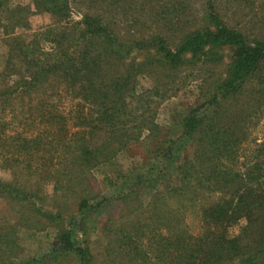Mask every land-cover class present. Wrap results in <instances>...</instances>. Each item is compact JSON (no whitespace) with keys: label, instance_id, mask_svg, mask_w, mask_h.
I'll return each instance as SVG.
<instances>
[{"label":"trees","instance_id":"1","mask_svg":"<svg viewBox=\"0 0 264 264\" xmlns=\"http://www.w3.org/2000/svg\"><path fill=\"white\" fill-rule=\"evenodd\" d=\"M35 1L36 10L66 15L67 0ZM205 23L206 27L183 35L171 50L160 37L124 44L99 16L86 15L77 31L63 28L49 40L54 44V50L45 54L51 58L49 64L35 65L34 72L27 70L28 80L21 74L22 83L0 91V105L5 104L11 110L13 98L43 84L53 87L48 80L60 78L62 92H58L60 84L55 86V93L46 86L41 91L78 99L88 110L80 111L78 105L74 116L71 111L66 118L51 113L53 106L43 98L36 104L34 121L45 125L41 132L31 138L0 134V146L12 142L18 153H25L29 159L38 153L48 154L50 166L44 163L40 167L29 164L23 167L29 175L44 171L45 179L53 183L54 192L78 195L74 203L76 211L65 224L61 211H38L32 191L22 189L16 182H0V197L26 202L33 215L50 225L57 224L53 257L73 254L78 264H264V163L246 159L242 164L244 172L236 171L237 140L229 129L215 123L221 102L239 94L248 81L264 70V39L249 42L241 32L228 27L213 0H207ZM148 48L158 61L171 67L181 65L189 55L213 61L223 48L231 49L233 55L225 79L214 85L206 105L189 109L181 118L177 150L170 140L150 150L151 156L175 161L178 182H160V188L150 194L151 200L146 205L139 201L136 189L115 198L99 199V194L90 189L89 181L94 180L91 171L113 160L139 140L144 131L148 135L158 131L150 119L149 104L129 107L127 100L134 96L135 80L145 67L129 55L134 49ZM12 56L13 52L7 58L6 70L18 75L10 68ZM22 57L27 60V53ZM115 62H120L119 69L112 67ZM70 127L77 130L70 132ZM261 148L264 153V144ZM177 151L179 155L175 157ZM3 153L2 160L7 163L12 156L9 158L5 150ZM51 154L59 159L57 168ZM17 161L15 158L13 162ZM148 183L142 175L134 186L139 188ZM217 193L219 198L209 205H200L206 196ZM114 204H119L120 210L106 213L104 221L100 219L102 224L96 221L101 224L104 245L99 248L95 242L97 247L93 249L86 240L87 222L103 205ZM196 205L201 206L198 212L186 210ZM188 213L199 214L201 226L197 233L190 231L185 222ZM5 230L0 227V264H37L34 259L19 258L16 231L11 226Z\"/></svg>","mask_w":264,"mask_h":264},{"label":"rangeland","instance_id":"2","mask_svg":"<svg viewBox=\"0 0 264 264\" xmlns=\"http://www.w3.org/2000/svg\"><path fill=\"white\" fill-rule=\"evenodd\" d=\"M35 2L0 0V91L22 83L19 79L21 74L28 80L26 73L30 69L34 72L35 65L49 64L51 58L45 54L54 50V44L49 40L63 28H68L69 31L74 28L77 31L86 15L99 16L124 44L132 40L149 41L151 38L160 37L171 50L177 47L186 33L206 27L207 0H67L66 15L62 16L36 10ZM213 2L221 20L228 27L241 32L249 42L264 39V0ZM17 19L21 22L18 23ZM49 30L51 34L48 35ZM11 52L13 67L10 68L18 72V75L10 74L6 70L7 58ZM21 53H27L26 61ZM153 53L151 48L140 51L134 49L129 55V58L135 57V63L145 67H142V73L135 80L134 96L127 100L129 107L149 104L152 116L150 119L158 126V131H155L154 135H148L147 131H144L139 140L129 144L113 160L91 171L94 180L89 181L90 189L99 194V199L115 198L136 189L139 201L146 205L151 200L150 194L160 188V182H178L175 161L151 156L150 150L156 144L161 146L162 142L169 140L177 150L180 144L181 118L189 109L206 105L214 85L225 79L227 66L233 55L231 49L223 48L217 52L213 61L199 60L189 55L183 58L181 65L171 67L158 61V57ZM115 63L112 67L114 70L119 69L120 62ZM5 74L8 75L5 77ZM48 82H51L53 87L43 84L42 87H37L39 89L31 88L17 99L13 98L11 110L5 104L0 105V121L3 123L0 125V134L5 132L10 136L20 134L24 138H31L41 132L45 125H38L37 121H34L36 104L43 98L53 106L51 113L66 118L71 111V116H74L73 112L77 110L78 105L80 111H88L78 99L71 100L63 93H59V96L49 93L57 92L55 86L58 84V92L61 91L60 78L51 77ZM45 86L50 88V91H41ZM27 103L32 106L27 108L24 106ZM217 114L215 123L229 129L237 140L236 171L244 172L242 164L246 159L264 163V153L261 152V146L264 144V70L248 81L239 94L221 102ZM67 124H70V120ZM1 128H4V131ZM76 130L77 128L72 127L69 129L70 132ZM5 144L0 146V182H16L22 189L32 191L36 195L33 202L38 211H61L66 224L70 215L76 211L74 203L78 197L77 193L54 192L53 183L48 178L45 179L44 171L31 176L28 170L23 169L28 164L31 167H40L44 163L50 166L48 154L38 153L29 159L25 153H18L14 143L8 141ZM3 150L9 153V158L12 156L7 163L1 157ZM177 153L178 151L175 152V157H178ZM257 154L258 157L254 159ZM51 156L53 165L57 168L59 159L53 154ZM15 158L18 159L17 162H13ZM142 175L149 183L136 188L134 185L137 178ZM81 186L84 187L85 183ZM219 197L218 193L206 196L200 205H209ZM103 206V209L87 222L86 240L93 249L97 247L93 244L95 242L99 248L104 245L99 230L102 224L100 219H103L106 213L120 210L117 208L119 204ZM200 208L201 206L196 205L186 210L198 212ZM33 213L26 202L0 197V227L6 228L5 231L9 226L14 227L19 258L34 259L37 264H78V259L73 254L53 257L51 249L57 234V224L50 225ZM185 222L190 231L197 233L200 230L199 214L188 213ZM78 238L80 240L81 236L78 235Z\"/></svg>","mask_w":264,"mask_h":264}]
</instances>
